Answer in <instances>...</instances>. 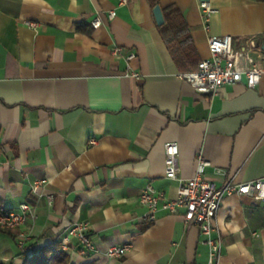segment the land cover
I'll list each match as a JSON object with an SVG mask.
<instances>
[{"label": "crops", "instance_id": "0c3cea01", "mask_svg": "<svg viewBox=\"0 0 264 264\" xmlns=\"http://www.w3.org/2000/svg\"><path fill=\"white\" fill-rule=\"evenodd\" d=\"M201 1L157 5L179 10L199 61L209 57V37L230 36L264 65V1L204 0L216 10L208 30ZM153 8L148 0H0V210L29 205L28 252L86 222L94 248L82 255L73 239L70 264H208L204 238L183 209L145 220L142 189L150 184L175 199L200 157L217 187L264 177V77L253 88L242 79L196 92L180 78L186 72ZM96 17L101 25L93 28ZM166 143L178 146L174 180L164 176ZM214 222L218 264H264L260 201L225 196ZM111 245L129 247L110 258ZM0 260L22 263L15 238L2 232Z\"/></svg>", "mask_w": 264, "mask_h": 264}, {"label": "built area", "instance_id": "2783aa9c", "mask_svg": "<svg viewBox=\"0 0 264 264\" xmlns=\"http://www.w3.org/2000/svg\"><path fill=\"white\" fill-rule=\"evenodd\" d=\"M126 0H119L120 4ZM204 29H209V18L215 13L210 4L206 1L200 2ZM114 11L109 12L113 18ZM93 28L101 25L100 17L92 22ZM31 27L34 24L29 23ZM209 57L199 61L196 70L180 75V78L191 85L198 93L207 94L215 92L219 87L228 84H235L242 79L245 80L248 88H253L261 77H264V65H259L249 50L236 48L230 36H211L207 40ZM122 49L116 47L114 55L120 54ZM135 54L129 53L126 60L134 59ZM131 76L138 79V73H131ZM90 144L95 141L89 140ZM178 146L175 143L165 145V170L166 179H177ZM208 165L201 157L198 159L196 171L193 177L187 180H179L177 196L173 200H167L155 188L147 184L139 196L140 203L146 208L145 220L154 221L159 211L176 214L183 209L182 218L186 224L195 225L199 228L208 247V264H218L221 257L222 245L215 226V217L219 210L220 203L225 196L239 194L251 197L260 201L264 206V177L235 184L227 182L222 187H217L214 181L204 177L205 167ZM43 180L35 181L32 191L35 193ZM33 213L29 205H20V210H0V228L17 231L16 247L20 251L26 249L29 241L28 235L23 231V226ZM76 239L79 244V253L86 255L93 250V244L88 235L86 222L74 223L67 229L60 240L62 250L67 253L70 250L72 240ZM129 245H111L106 251L110 258H120L125 255ZM4 262L0 261V264ZM7 264H12L10 261Z\"/></svg>", "mask_w": 264, "mask_h": 264}, {"label": "trees", "instance_id": "16d2710c", "mask_svg": "<svg viewBox=\"0 0 264 264\" xmlns=\"http://www.w3.org/2000/svg\"><path fill=\"white\" fill-rule=\"evenodd\" d=\"M151 7L157 5V0H148ZM264 1V0H259ZM164 22L158 26L159 34L177 67L183 72L196 70L199 58L192 45L189 28L179 10L173 6L161 9ZM0 232L15 238L14 230L0 228ZM26 249L21 252V264H70L69 254L62 250L61 242L54 241L33 252ZM3 264V263H2Z\"/></svg>", "mask_w": 264, "mask_h": 264}, {"label": "water", "instance_id": "95a60500", "mask_svg": "<svg viewBox=\"0 0 264 264\" xmlns=\"http://www.w3.org/2000/svg\"><path fill=\"white\" fill-rule=\"evenodd\" d=\"M204 1V0H202ZM153 15L155 18V22L158 26L162 25L164 22L163 15H162V10L160 5H155L153 8ZM262 49L264 50V45L262 46Z\"/></svg>", "mask_w": 264, "mask_h": 264}, {"label": "rangeland", "instance_id": "374dc122", "mask_svg": "<svg viewBox=\"0 0 264 264\" xmlns=\"http://www.w3.org/2000/svg\"><path fill=\"white\" fill-rule=\"evenodd\" d=\"M1 261V260H0ZM8 260H2V262L6 263Z\"/></svg>", "mask_w": 264, "mask_h": 264}, {"label": "bare ground", "instance_id": "6f19581e", "mask_svg": "<svg viewBox=\"0 0 264 264\" xmlns=\"http://www.w3.org/2000/svg\"><path fill=\"white\" fill-rule=\"evenodd\" d=\"M92 27H93V24L91 23ZM92 140V139H91Z\"/></svg>", "mask_w": 264, "mask_h": 264}]
</instances>
